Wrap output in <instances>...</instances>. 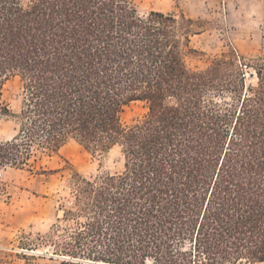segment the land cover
Here are the masks:
<instances>
[{"label":"trees","instance_id":"16d2710c","mask_svg":"<svg viewBox=\"0 0 264 264\" xmlns=\"http://www.w3.org/2000/svg\"><path fill=\"white\" fill-rule=\"evenodd\" d=\"M194 25L136 0H0V118L18 125L0 137V172L72 140L124 162L73 174L63 264H264V62L251 88L232 57L192 69ZM138 100L148 113L126 124Z\"/></svg>","mask_w":264,"mask_h":264},{"label":"rangeland","instance_id":"374dc122","mask_svg":"<svg viewBox=\"0 0 264 264\" xmlns=\"http://www.w3.org/2000/svg\"><path fill=\"white\" fill-rule=\"evenodd\" d=\"M136 5L141 14L156 10L184 14L195 21L191 39L195 50L187 59L192 69H206L218 58L232 57L230 67L243 73L245 87L257 86L256 67L264 62V0H136ZM4 100L13 112L19 111L18 77L4 85ZM217 100L232 102L234 96L224 92ZM148 110L147 102L133 101L124 114L126 124L139 121ZM17 126L13 116L0 118V137L12 139ZM123 164L117 147L101 152L72 140L30 167L2 169L0 264H63L65 257L55 250V243L64 241L74 226L63 221L65 209L75 200L73 174L115 173Z\"/></svg>","mask_w":264,"mask_h":264}]
</instances>
